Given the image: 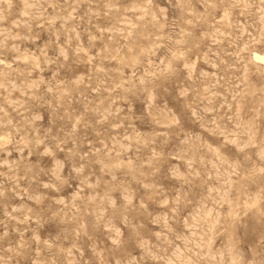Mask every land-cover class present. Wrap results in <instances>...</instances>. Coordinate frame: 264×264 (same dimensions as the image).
I'll return each instance as SVG.
<instances>
[{"label":"rangeland","instance_id":"rangeland-1","mask_svg":"<svg viewBox=\"0 0 264 264\" xmlns=\"http://www.w3.org/2000/svg\"><path fill=\"white\" fill-rule=\"evenodd\" d=\"M0 264H264V0H0Z\"/></svg>","mask_w":264,"mask_h":264}]
</instances>
